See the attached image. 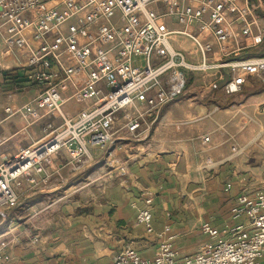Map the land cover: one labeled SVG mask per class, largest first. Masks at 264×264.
<instances>
[{
	"label": "built area",
	"instance_id": "built-area-1",
	"mask_svg": "<svg viewBox=\"0 0 264 264\" xmlns=\"http://www.w3.org/2000/svg\"><path fill=\"white\" fill-rule=\"evenodd\" d=\"M259 4L0 0V49L12 53L16 66L27 70L26 81L38 87L34 98L11 114L23 120V130L42 123L37 141L0 160V212L18 204L23 180L46 181L53 159H62L70 173H80L99 154L145 138L163 107L182 94L187 72L220 76L226 67L229 77L221 88L226 94L240 92L248 77L264 80V54L238 56L264 39ZM69 100L79 104L72 113L64 107ZM4 141L0 136V145ZM96 173H88V179ZM150 204L151 198L143 199L135 217L146 233L153 231ZM230 217L236 222L222 230L203 222L200 230L208 240L193 254L180 255L166 227L156 234L160 241L151 259L127 246L112 264H259L264 256V190L238 194ZM7 260L0 249V261Z\"/></svg>",
	"mask_w": 264,
	"mask_h": 264
},
{
	"label": "crops",
	"instance_id": "crops-1",
	"mask_svg": "<svg viewBox=\"0 0 264 264\" xmlns=\"http://www.w3.org/2000/svg\"><path fill=\"white\" fill-rule=\"evenodd\" d=\"M258 1L264 28V0ZM27 40L32 43L30 34ZM257 48L264 54V39ZM253 55L259 54L238 56ZM26 72L0 49V160L42 136V123L23 130V120L11 114L38 91ZM177 99L163 107L145 138L99 154L84 172L70 173L62 159H53L46 181L23 180L18 204L1 211L8 218L0 227V249L8 260L0 264H112L127 246L151 259L160 241L156 234L166 227L178 253L189 255L208 240L203 222L219 230L234 224L236 196L264 190V91L218 109ZM78 106L69 100L64 107L72 113ZM233 144L238 150H231ZM92 172L97 176L88 179ZM145 198H151V233L135 219Z\"/></svg>",
	"mask_w": 264,
	"mask_h": 264
},
{
	"label": "rangeland",
	"instance_id": "rangeland-1",
	"mask_svg": "<svg viewBox=\"0 0 264 264\" xmlns=\"http://www.w3.org/2000/svg\"><path fill=\"white\" fill-rule=\"evenodd\" d=\"M183 47L187 49L190 44L183 40ZM261 48V47H259ZM259 48L254 49V52L260 55ZM264 49V48H263ZM262 52V51H261ZM187 83L179 96L177 101H187L193 105H206V107L215 106L216 109L223 108L226 105H238L241 97L258 91H264V80L256 77L247 78L245 84L242 86L240 92L235 94H226L222 89L215 87L213 76L210 72L193 71L187 72ZM191 108V106L189 107ZM237 145L233 144L231 148H236ZM101 155V154H100ZM70 190V189H69ZM73 190V188H71Z\"/></svg>",
	"mask_w": 264,
	"mask_h": 264
},
{
	"label": "water",
	"instance_id": "water-1",
	"mask_svg": "<svg viewBox=\"0 0 264 264\" xmlns=\"http://www.w3.org/2000/svg\"><path fill=\"white\" fill-rule=\"evenodd\" d=\"M231 59H227L226 62H228ZM220 72L222 74V77L215 83V87L220 89L223 87V85L227 82L228 77H229V72L228 69L226 67H222L220 69ZM0 214L3 216L4 220L3 222L0 223V227L3 225L4 222H6L8 216L6 213L0 212Z\"/></svg>",
	"mask_w": 264,
	"mask_h": 264
}]
</instances>
